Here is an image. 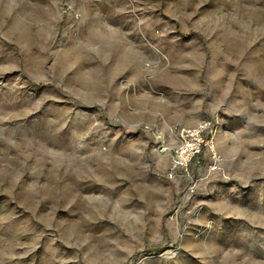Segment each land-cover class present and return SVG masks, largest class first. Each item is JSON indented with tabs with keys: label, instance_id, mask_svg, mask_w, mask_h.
<instances>
[{
	"label": "rangeland",
	"instance_id": "1",
	"mask_svg": "<svg viewBox=\"0 0 264 264\" xmlns=\"http://www.w3.org/2000/svg\"><path fill=\"white\" fill-rule=\"evenodd\" d=\"M0 264H264V0H0Z\"/></svg>",
	"mask_w": 264,
	"mask_h": 264
},
{
	"label": "built area",
	"instance_id": "2",
	"mask_svg": "<svg viewBox=\"0 0 264 264\" xmlns=\"http://www.w3.org/2000/svg\"><path fill=\"white\" fill-rule=\"evenodd\" d=\"M210 123H205L197 128H183L179 131V144L172 150L174 168H186L189 163L202 154L204 146L211 144V140L205 139L204 134L210 128ZM146 131H151V127H146ZM161 153H166L169 146L162 141L158 147Z\"/></svg>",
	"mask_w": 264,
	"mask_h": 264
}]
</instances>
